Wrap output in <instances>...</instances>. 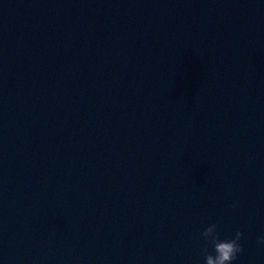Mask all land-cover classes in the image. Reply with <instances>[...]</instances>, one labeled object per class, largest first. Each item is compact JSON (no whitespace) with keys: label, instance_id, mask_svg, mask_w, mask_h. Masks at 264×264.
<instances>
[{"label":"water","instance_id":"obj_1","mask_svg":"<svg viewBox=\"0 0 264 264\" xmlns=\"http://www.w3.org/2000/svg\"><path fill=\"white\" fill-rule=\"evenodd\" d=\"M264 264V0H0V264Z\"/></svg>","mask_w":264,"mask_h":264},{"label":"clouds","instance_id":"obj_2","mask_svg":"<svg viewBox=\"0 0 264 264\" xmlns=\"http://www.w3.org/2000/svg\"><path fill=\"white\" fill-rule=\"evenodd\" d=\"M204 246V264H234L239 253L243 250L241 244L242 233L238 230L234 236L222 237L218 230V223H210L202 232ZM264 244V235L258 238Z\"/></svg>","mask_w":264,"mask_h":264}]
</instances>
